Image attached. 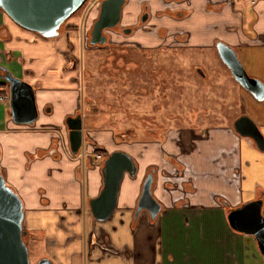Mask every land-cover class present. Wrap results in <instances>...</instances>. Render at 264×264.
I'll list each match as a JSON object with an SVG mask.
<instances>
[{
  "label": "crops",
  "instance_id": "crops-1",
  "mask_svg": "<svg viewBox=\"0 0 264 264\" xmlns=\"http://www.w3.org/2000/svg\"><path fill=\"white\" fill-rule=\"evenodd\" d=\"M148 1L153 16L162 14L153 20L155 25L167 33L164 40L157 39L160 47L182 33L190 47L213 49L221 41L235 50L247 75L264 84V0ZM168 9L183 17L174 19ZM24 31L0 10V68L23 76L34 88L38 112L32 126L17 125L9 117V102H0V170L23 203L25 239L34 250L42 247V259L53 264H264L254 238L234 231L227 220L228 209L264 194V152L238 137L232 122L205 131L175 132L165 153L183 174L176 185L157 178L153 195L162 209L155 220L147 211L138 219L134 213L148 168H174L164 165V146L126 151L108 145L112 131L86 129L87 136L96 132L97 146L88 148L94 157V149L104 154L122 151L136 164L138 157L145 163L135 178L124 176L113 216L95 220L89 201L103 187L101 164L83 170L81 157L58 148L56 154L51 152L56 136L50 131L66 132V117L81 103L72 72L76 56L64 64L61 57L68 55L72 36L62 32L50 42ZM4 84L0 78V89ZM236 94L241 112L234 119L249 117L264 138V102L239 87ZM183 182L189 183L190 192L182 191Z\"/></svg>",
  "mask_w": 264,
  "mask_h": 264
},
{
  "label": "rangeland",
  "instance_id": "rangeland-1",
  "mask_svg": "<svg viewBox=\"0 0 264 264\" xmlns=\"http://www.w3.org/2000/svg\"><path fill=\"white\" fill-rule=\"evenodd\" d=\"M142 1L128 0V5L122 9L121 26H125L130 17L137 18L141 14ZM98 2L87 0L61 29L66 36H72L66 53L68 56L74 53L77 57L72 72L78 77L75 83L88 130L114 132L108 145L117 149L138 152L142 145H149L158 150L164 144H170L178 130L188 132L196 127L208 129L213 125H228L241 112L236 94L238 85L212 48L180 47L169 42L163 48L177 49L160 53L156 51L161 48L157 39L142 31L129 38L111 32L107 47H88L86 32L97 15ZM73 24L76 29L71 35ZM35 37L42 39L36 34ZM130 43H137L139 47H122ZM61 57L64 64L66 58L64 55ZM59 72L63 75L62 66ZM19 79L27 83L23 76ZM71 80L68 77L69 83ZM95 131L89 132L90 138L93 139ZM50 132L56 136L58 149L68 154L66 132L55 129ZM166 147L162 152L165 166L169 161ZM85 154L94 158L92 152ZM159 156L162 157L161 152ZM138 159L137 173L139 166L145 164L142 158ZM163 173V178L170 179L172 183L175 181V185L179 184L183 174L174 168L169 172L165 169ZM23 240L28 248L30 264H36L42 259V247L39 245L34 250L30 240Z\"/></svg>",
  "mask_w": 264,
  "mask_h": 264
},
{
  "label": "water",
  "instance_id": "water-1",
  "mask_svg": "<svg viewBox=\"0 0 264 264\" xmlns=\"http://www.w3.org/2000/svg\"><path fill=\"white\" fill-rule=\"evenodd\" d=\"M86 1L0 0V10L20 28L43 39L55 40L60 36L65 22ZM125 2L126 0L101 2L99 16L92 30L91 46L105 44L103 30L114 29L118 25ZM216 50L220 60L229 69L239 86L256 101L264 102V84L247 75L235 51L222 42L216 44ZM5 71L6 74L0 75V78L9 86V117L17 125L32 126L38 118L34 88ZM65 124L71 153L77 155L83 144L82 117H69ZM233 126L241 137L251 139L260 151H264V139L251 119L242 116ZM136 172L137 166L134 160L124 152H114L104 161L101 170L103 188L96 198L89 201V208L95 220L105 222L113 216L124 176L127 174L134 178ZM152 184L153 176L149 174L143 184L136 216L142 211H147L151 219H155L161 212V205L152 196ZM263 205L262 200L248 203L241 209L232 210L227 220L234 231L252 236L264 257ZM23 220V203L17 193L7 185L0 170V264H30L28 248L23 240L26 235L23 230ZM36 264L53 263L49 259H41Z\"/></svg>",
  "mask_w": 264,
  "mask_h": 264
},
{
  "label": "flooded vegetation",
  "instance_id": "flooded-vegetation-1",
  "mask_svg": "<svg viewBox=\"0 0 264 264\" xmlns=\"http://www.w3.org/2000/svg\"><path fill=\"white\" fill-rule=\"evenodd\" d=\"M103 0H99V2L98 3H96L97 4V6H96V10H95V12H97V15H96V17H94V21L92 22V25H91V27L89 28V29H87V36H88V38H87V46L88 47H91V48H98V49H103V48H105V47H107L108 46V44L110 43V34L109 33H111V32H113V33H117V34H122L123 36H125V37H131V36H134V34H136L138 31H142L143 33H145V34H147L148 36L149 35H151V36H149V37H155L156 39H160V40H164V38L167 36V33H165L163 30H160V29H158L157 28V26L155 25V23H154V21L153 20H155L156 18H160L161 16H162V14H155L154 16L152 15V13H151V9H150V2L148 1V0H144V1H142L141 2V4H140V7H141V14H139V16L136 18H134V17H130V19H129V21H128V23L125 25V26H121L122 24V21H123V16H122V9H123V7L124 6H126V5H128V0H126V2H125V5L122 7V9H121V16H120V21H119V23H118V25L114 28V29H105V30H103V35H104V37L106 38L105 40V44L104 45H99V44H97V45H95V46H91V44H90V42H91V39H92V30H93V26H94V24H95V22L97 21V19H98V16H99V12H100V4H101V2H102ZM183 1H185V0H176L175 2L176 3H181V2H183ZM166 12L168 13V14H170V16L171 17H173L174 19H177L178 17H183V14L182 13H178L176 10L175 11H172V12H170L169 11V9L168 10H166ZM133 21H137L136 23L135 22H133ZM129 22H133V23H129ZM73 26H75V25H73ZM72 27V26H71ZM144 28V29H143ZM142 29V30H141ZM153 31V33H151ZM71 32H74V30L73 31H70L69 33H71ZM148 37V38H149ZM147 38V37H146ZM186 42H187V35L185 34V33H182V34H177L176 36H174L173 38H172V43H173V45L175 44V45H177V46H180V47H183V46H186L185 44H186ZM218 42H221V41H218ZM218 42H216L215 43V45H214V47H213V49L216 51V54L218 55V53H217V50H216V44L218 43ZM223 43V42H222ZM71 45V44H70ZM141 45V44H140ZM226 45V44H225ZM165 46H167V45H165ZM228 46V45H227ZM122 47H129V48H138L139 47V44H137V43H134L133 45L130 43V44H128V45H126V46H122ZM231 48V47H230ZM172 50H175V49H177V48H171ZM170 48H163L162 46H161V48H157V50L156 51H158V52H163L164 50L165 51H168V50H171ZM235 51V50H234ZM236 53V52H235ZM218 57H219V55H218ZM238 57V56H237ZM65 62H67V59H72V56H71V58L67 55H65ZM220 59V58H219ZM76 60H77V57H76V59H75V62H76ZM222 62V61H221ZM226 67V66H225ZM227 68V67H226ZM228 69V68H227ZM229 70V69H228ZM199 72V71H198ZM230 72V71H229ZM231 74V73H230ZM82 76V75H81ZM232 76V75H231ZM249 76V75H248ZM80 77V76H79ZM250 77V76H249ZM76 78H78V77H76ZM82 78V77H81ZM233 78V77H232ZM252 78V77H251ZM255 79V78H254ZM82 80V79H81ZM234 80V79H233ZM235 81V80H234ZM235 83L238 85V87L239 88H241L242 90H244L241 86H239V84L235 81ZM5 84H7L6 82H5ZM8 85V84H7ZM245 91V90H244ZM8 92H9V86H8ZM247 92V91H246ZM248 93V92H247ZM249 94V93H248ZM82 101V100H81ZM83 101L85 102L86 100L85 99H83ZM258 102V101H257ZM259 103H262V102H259ZM77 116H81L82 117V121H83V144H82V147H81V149H80V151H79V153L77 154V155H73L72 153H71V150H70V147H68L69 148V153L70 154H72V156H74V157H77V156H79V157H81V162H82V168L84 167V169L83 170H87V168L89 169L90 167H93V164H91L90 163V161H89V163L87 164V166H86V159L83 157V155L84 156H86V152L88 151V148H89V146H91L92 148L95 146H97V143H96V140H95V138L93 137V139L92 138H90L89 136H87V134H86V125H85V121H84V112L82 111V103H81V108H79V110L74 114V115H72V116H67L66 117V119H65V122H66V120H67V118H69V117H73V118H76ZM242 116H245L244 114H241V115H239L237 118H235L233 121H232V129H233V131H234V133L238 136V137H240V138H244V137H241L236 131H235V129H234V123H235V121L237 120V119H239L240 117H242ZM247 117V116H246ZM249 118V117H248ZM250 119V118H249ZM254 123V122H253ZM65 127H66V134L68 135V129H67V126H66V124H65ZM257 127V126H256ZM258 128V127H257ZM207 128L205 127L204 129H202V128H198V127H196L195 129L194 128H191V130L192 131H205ZM259 130V129H258ZM260 132V131H259ZM113 134H114V132H113ZM263 137V136H262ZM245 139H247V140H250L254 145H255V147L257 148V146H256V144L251 140V139H249V138H245ZM264 139V138H263ZM173 143V142H172ZM178 143H180L179 141H177V144ZM68 144H69V142H68ZM93 144V145H92ZM168 144V143H167ZM167 144L165 145L164 144V148H165V146H167ZM181 144V143H180ZM57 148H58V146H57V144H56V141H53V147H52V150H51V152H52V154H56V150H57ZM257 150H259L258 148H257ZM93 151V150H92ZM96 151H100V153H95ZM104 150H100V149H94V151H93V154H95V156L96 155H100V156H102V161H101V170H102V167H103V163H104V161L112 154V153H114V152H122V151H114V152H111V153H108L107 155L106 154H104V152H103ZM260 151V150H259ZM260 152H264V151H260ZM125 153V152H124ZM128 155V154H127ZM163 155V154H162ZM164 157V156H163ZM169 158H168V163L169 164H171L175 169H177L179 172H182V168H178V167H176L175 166V164H173L172 163V157L171 156H168ZM133 159V158H132ZM134 160V159H133ZM134 162H135V160H134ZM100 163V162H99ZM135 164H136V162H135ZM136 166H137V164H136ZM137 171H138V168H137ZM163 171L164 170H161L160 168H156V167H150V168H148V170L146 171V174H145V176H144V178H143V181H142V185H141V191H140V196H141V193H142V188H143V184H144V181H145V179H146V177L149 175V174H151L152 176H153V184H152V189H151V192H152V196L154 197V195H153V191H154V188H155V186H156V182H157V178L158 177H161V178H163L165 175H164V173H163ZM178 175H179V173H177ZM127 175V174H126ZM136 175H137V172H136ZM136 175H135V177H136ZM130 177V176H129ZM134 177V178H135ZM124 179V178H123ZM123 181V180H122ZM164 185H165V187L166 188H168L169 189V191H174V187L169 183V182H164ZM121 187V186H120ZM103 188V187H102ZM181 189H182V191L183 192H190L191 191V187H190V185H189V183H187V182H183L182 184H181ZM260 195V194H259ZM140 198V197H139ZM155 198V197H154ZM156 200V199H155ZM257 200H262L263 201V204H264V194H262V195H260L259 197L257 196L256 198H255V200H253V201H257ZM139 201V200H138ZM157 201V200H156ZM253 201H250V202H247V203H244V204H241L240 206H238L237 208H234V209H228L227 210V217H228V214L232 211V210H235V209H241L244 205H247L248 203H251V202H253ZM158 202V201H157ZM159 203V202H158ZM137 204H138V202H137ZM160 204V203H159ZM263 207H264V205H263ZM136 209H137V207H136ZM136 209H135V213H134V218L135 219H138V217H139V215L138 216H136ZM161 209H162V206H161ZM262 211H263V209H262ZM143 212V211H142ZM160 214V213H159ZM150 216V215H149ZM151 218V217H150ZM157 218V217H156ZM155 218V219H156ZM264 218V217H263ZM155 219H152V220H155ZM25 238V236L23 237V239ZM256 242V241H255ZM256 244H257V242H256ZM258 246V245H257ZM264 258V257H263Z\"/></svg>",
  "mask_w": 264,
  "mask_h": 264
},
{
  "label": "built area",
  "instance_id": "built-area-1",
  "mask_svg": "<svg viewBox=\"0 0 264 264\" xmlns=\"http://www.w3.org/2000/svg\"><path fill=\"white\" fill-rule=\"evenodd\" d=\"M8 95H3V96H0V102H7L8 101ZM83 157H85L86 158V156H84L83 155ZM88 159V158H87ZM102 156H100V155H96L95 157H94V159H88L89 161H90V163H92V164H96V163H98V164H101V161H102ZM100 162V163H99Z\"/></svg>",
  "mask_w": 264,
  "mask_h": 264
},
{
  "label": "trees",
  "instance_id": "trees-1",
  "mask_svg": "<svg viewBox=\"0 0 264 264\" xmlns=\"http://www.w3.org/2000/svg\"><path fill=\"white\" fill-rule=\"evenodd\" d=\"M75 29H76L75 26H72L70 28L71 31H73ZM5 74H6V71L3 70V69H0V75H5ZM3 93H4V95H8V85L7 84H4V88L3 89H0V94H3ZM95 153H100V151H96Z\"/></svg>",
  "mask_w": 264,
  "mask_h": 264
},
{
  "label": "bare ground",
  "instance_id": "bare-ground-1",
  "mask_svg": "<svg viewBox=\"0 0 264 264\" xmlns=\"http://www.w3.org/2000/svg\"><path fill=\"white\" fill-rule=\"evenodd\" d=\"M86 2H87V1H86ZM86 2H85V3H86Z\"/></svg>",
  "mask_w": 264,
  "mask_h": 264
}]
</instances>
